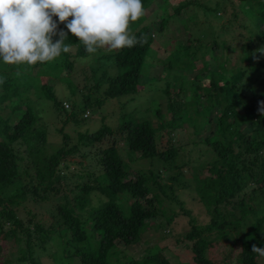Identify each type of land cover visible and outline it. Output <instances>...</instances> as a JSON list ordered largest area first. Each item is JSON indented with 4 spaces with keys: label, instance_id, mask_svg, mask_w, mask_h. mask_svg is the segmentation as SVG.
I'll use <instances>...</instances> for the list:
<instances>
[{
    "label": "rangeland",
    "instance_id": "374dc122",
    "mask_svg": "<svg viewBox=\"0 0 264 264\" xmlns=\"http://www.w3.org/2000/svg\"><path fill=\"white\" fill-rule=\"evenodd\" d=\"M237 2V0H149L143 7V15L138 20L129 22L130 33L145 25L153 39L150 55L138 75L139 83L134 93L113 97H106L103 94L107 87V79L117 71L112 59L116 50H109L106 47L99 49L92 56L80 57L75 56V46H71L68 52L71 62L69 67L63 65L64 60L61 56L52 61H38L33 65L0 63V75L10 77L13 85L18 86L19 92V94H13L11 89L7 90L9 97L0 104V114L3 116L10 114L9 107L22 101L31 105L37 115L38 124L45 132L44 147L47 152L60 145L62 140H65L68 146L75 143L79 133H92L101 126H106L109 133H105V139H109L107 141L113 144L121 159L122 168L127 173L123 177L130 178L137 174L147 177L145 183L150 189L147 193L148 197L157 196V202L153 201L156 211L146 219L145 227L136 242L127 246L120 242L115 244L116 254H112L111 259L116 256L118 261L122 262L126 257L132 256L140 260L146 249L152 247L159 249L170 263L197 264L191 260L192 254L189 250L191 242L184 238V235L190 230L191 225L202 227L210 219V214L206 212L198 199L194 187V175L206 173L205 164L214 158L210 144L203 138L211 137L215 129L217 107L211 108V118L192 113L190 96L193 83L191 81L197 82L196 74L200 72L204 74L199 80L203 79L202 82H207L208 71H215L221 64L223 78L220 79L228 78L230 74L228 71L232 69L230 67L238 66L244 70L242 77L238 79V88H240L245 83V77L250 72H254L255 68H260L253 56L248 62L238 58L242 54L240 44L246 41L248 36H254L257 28L261 29L262 25L258 24L256 28L248 17L250 10L241 9ZM202 5H206L208 9H204ZM177 6L179 7L176 10ZM160 16L166 19L162 25L159 24ZM63 27V23H60L59 28ZM214 40H223L231 49L228 53L223 49H216ZM178 44L184 47L181 51H186L188 48V51L194 52L195 58L191 60L193 66H183L187 58L181 56L180 59ZM199 44H201L200 47H198ZM187 45L189 46L186 47ZM253 45L254 43L252 47ZM259 48L261 46L254 50L256 57H258L257 53H260L257 51ZM260 57L264 61V55L260 53ZM202 67H206L208 71L206 72ZM11 70L24 72L20 76H13L10 73L14 71ZM93 83L97 84V87L89 91L88 87ZM44 84L52 87V92L59 100L61 108L44 96L42 91ZM166 87L169 88V94H165ZM2 91L0 85V93ZM85 93L90 95L91 106L81 108ZM167 97L172 98L174 107L183 106L192 116L197 117V133L193 131L187 120L181 122L178 120L179 122H176L174 126L165 124L156 132L155 147L158 150L166 147L177 148L176 155L171 162L157 156L144 158L138 151L128 148L124 132L119 131L118 126L124 119L136 121L147 119L153 126H156L160 120L166 121L170 116V111L165 109ZM96 100H100L101 103L95 104ZM203 100L201 96L198 104L202 105ZM158 108L163 114L161 118L156 114ZM240 130L248 134L250 128L247 124H243ZM101 144L108 143L104 141ZM11 147L16 153L19 168L27 167L29 172L26 176H16L15 186L36 185L23 146L16 142L12 143ZM241 148L240 145L239 150ZM99 155V149L78 143L77 150L66 155L64 160L55 167V173L59 178L58 182L54 180L53 187L58 189L56 191L39 189L37 193L43 194V198H39L32 193L31 189H28L22 204L17 207L16 214L21 220L27 219L26 211L30 209L33 220H39L45 226L49 224L52 229L50 236L45 239L44 249L32 250V255L39 264H58L61 260L62 241L68 244L63 247L62 252H72L75 242L69 239L66 226L56 212V205L63 203V196L71 201L73 194L77 193L79 186L84 183L95 181L106 183L101 166L96 159ZM251 188L255 190L252 192ZM249 195L252 196L251 199L248 198ZM88 197L89 202L82 211L81 218L88 215L87 211L91 207H96L106 199V196L95 188L91 190ZM239 197L243 198L245 203L253 205L254 211L248 212L234 228L229 226L223 241H213L216 244L211 250L216 254H222L223 250L227 249L232 251L233 256L238 251V240L250 222L257 215L264 213V200L253 180L248 181V185L246 184L239 191ZM132 200V197L123 194L115 198V203H120L123 210H126ZM138 201L141 207L146 209L143 200ZM227 208L228 206H224L220 209L224 211ZM234 212L238 215L237 207ZM170 215L171 219L167 222L166 219ZM87 226L88 223L85 227ZM214 233L211 231L207 237L213 238ZM224 241H235L233 248H229ZM14 249L15 245L9 239L7 245L2 246L0 260H3L10 251H13L10 256L14 258L16 254ZM232 256L225 258L223 264H232L234 262ZM72 261L77 263L75 258ZM23 264L27 263L23 262ZM256 264H264V257L258 255Z\"/></svg>",
    "mask_w": 264,
    "mask_h": 264
},
{
    "label": "trees",
    "instance_id": "16d2710c",
    "mask_svg": "<svg viewBox=\"0 0 264 264\" xmlns=\"http://www.w3.org/2000/svg\"><path fill=\"white\" fill-rule=\"evenodd\" d=\"M237 1V5L241 9L250 10L248 17L256 28L258 24L262 25L261 29L257 28L254 36H248L247 40L240 44L242 54L238 58L248 62L253 56L254 50L259 46H264V0ZM148 2L149 0H141L143 7ZM202 7L208 9L206 5H202ZM165 21L164 17H159V24L162 25ZM64 31L67 32V29ZM132 34L137 37L143 34L146 37V43L143 46L137 44L131 48L125 47L113 53L112 59L117 71L107 79V87L103 91L106 97L137 91L138 75L150 55L153 39L145 25L136 28ZM213 43L216 49H223L227 53L231 49L230 46L225 45L223 40H214ZM252 43H254L253 47ZM65 44L75 46V56L88 55L78 38L71 33H68ZM182 46L178 44L177 48L181 53L180 59L181 56L187 58L183 66H193L191 60L195 58L194 52L188 51V48L186 51H181V48H184ZM60 56L63 57V65L69 67L71 62L68 53L62 52ZM257 56L256 61L260 68H255L254 72H250L245 77L243 87L238 88V79L242 77L244 70L238 66L230 67L232 69L228 71L230 73L228 78L220 79L223 78L222 64L215 71L210 72L206 70V67H202L209 73L207 82H202L203 79L199 80L204 74L200 72L196 74L197 82L191 81L193 83L190 96L193 106L192 113L211 118V108L217 107L215 129H213L211 137L203 138L210 144L214 158L205 164L206 173L194 175V187L198 199L206 212L210 214V219L202 227L191 225L190 230L184 235V238L191 242L189 246L192 254L191 260L197 264H223L225 258L232 256L231 250L226 249L223 250L224 253L216 254L212 252L211 248L216 244L214 243L216 240L223 241L225 239V233L229 226L234 228L248 212L254 211L253 205L245 203L243 198L239 197V191L246 184L248 185V181L255 182L257 189L261 192V198L264 200V116L258 112V101H264V61L260 57V53H257ZM0 63H3L2 60ZM225 67L227 68L226 65ZM11 71H14L10 73L13 76H20L24 72L21 70ZM17 72L20 75H17ZM4 76V74L0 75V77ZM0 85L3 89L0 93V104L9 97L8 89H11L13 94H19L18 86L13 85L10 77H4V82ZM95 86L97 87V84H91L88 90L95 89ZM42 91L47 99L61 108L51 86L42 85ZM165 92V94H169L168 87L165 88ZM201 96L204 100L201 102L202 105H199ZM166 99L165 109L170 111V116L166 121L160 120L156 126H153L147 119L140 121L124 119L120 122L118 130L124 132V139L130 150L138 151L144 158L157 156L164 161L171 162L176 155L177 148L166 147L158 150L154 144L156 132L165 124L174 126L177 124L176 122L187 120L193 131L197 133L198 120L183 106L174 107L172 98L167 97ZM94 103L99 105L101 102L96 100ZM89 106H91L90 95L85 93L81 108ZM9 109L10 114L6 116L0 114V251L10 239L15 245L16 254L12 258L10 254L13 251H10L3 260H0V264H23V262L39 264V261L32 255V250L44 249L45 239L50 236L52 229L49 224L45 226L43 222L33 220V213L30 212V209L26 211L27 219L21 220L16 214L17 207L22 204L28 189H31L32 193L39 198L44 197L43 194L37 193L39 189L42 191L58 189L53 187L54 180L58 182L59 178L55 173V167L64 160L66 155L77 150L78 143L99 149L100 155L96 159L101 166L106 183L102 184L97 181L84 183L79 186L78 192L73 194L71 201L63 196V203L56 205V212L66 226L69 239L75 242L71 253H63V247L68 244L62 241L61 260L58 261V264H176L170 263L159 249L152 247L146 249L140 260L132 256L126 257L122 262L118 261L116 256L111 259L110 256L116 254L115 244L117 242L127 246L139 239L146 219L156 211L153 201L157 202V196L148 197L147 193L150 189L145 183L147 177L138 174L130 178L123 177L127 173L122 168V162L115 147L107 141L109 139H105V133H109L106 126H101L92 133H79L75 143L68 146H66V141L62 140L60 145L47 152L44 147L45 132L38 124L37 115L32 106L22 101L11 105ZM156 114L160 118L163 116L160 108L156 109ZM243 124L249 126L248 134L241 132L240 126ZM104 141L108 144H101ZM16 142H19L26 152V159L31 166V174L36 180V185L17 187L14 184L16 176L29 174L27 167L19 168L18 166L16 153L11 147V144ZM240 145L242 146L241 150H239ZM173 166L175 167L174 164ZM177 168L179 170V167ZM94 188L104 194L106 199L96 207H91L87 211L88 215L81 218V213L89 202L88 195ZM254 190L251 188L252 192ZM123 194L133 198L126 210H123L120 203H115V198L121 197ZM250 195L249 199L252 198ZM138 200H143L146 209L141 207ZM224 206H228V208L221 211L220 208ZM236 207L238 215L234 212ZM170 219L171 215L167 217V222ZM87 223L88 226L85 227ZM211 231L215 233L213 238L209 239L207 236ZM238 241V251L232 256L234 261L232 264H256L258 254L252 252L251 247L253 244H256L257 247H264V213L257 215L250 222ZM224 242L229 248H233L235 243V241ZM74 258L77 263H73Z\"/></svg>",
    "mask_w": 264,
    "mask_h": 264
},
{
    "label": "clouds",
    "instance_id": "9594fccd",
    "mask_svg": "<svg viewBox=\"0 0 264 264\" xmlns=\"http://www.w3.org/2000/svg\"><path fill=\"white\" fill-rule=\"evenodd\" d=\"M143 12L141 0H0V60L9 65L52 61L70 51L71 45L65 44L68 33L78 38L89 56L105 47L143 46L146 37L129 31V22ZM257 51L264 55V46ZM253 59L258 57L253 54ZM258 105L264 116V101ZM251 251L264 257V247L253 244Z\"/></svg>",
    "mask_w": 264,
    "mask_h": 264
}]
</instances>
